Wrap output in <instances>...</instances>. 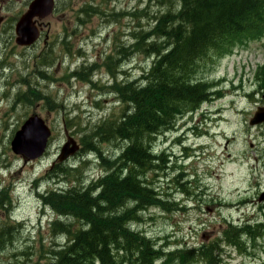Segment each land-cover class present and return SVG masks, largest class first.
I'll list each match as a JSON object with an SVG mask.
<instances>
[{
	"label": "rangeland",
	"instance_id": "obj_1",
	"mask_svg": "<svg viewBox=\"0 0 264 264\" xmlns=\"http://www.w3.org/2000/svg\"><path fill=\"white\" fill-rule=\"evenodd\" d=\"M54 1L53 11L38 20L43 31L37 43L19 46L13 34L10 43L0 34V235L5 232L1 241H7L0 264H50V252L67 241L64 233L52 232V224H81L60 217L43 194L88 189L109 171L123 178L129 173L115 163L127 143L98 142L91 132L124 108L114 85H141L157 57L137 50L136 37L166 11L157 0ZM263 67L264 35L205 59L195 80L211 86L213 99L152 137L148 149L161 158L158 167L146 176L136 172L157 192V202L127 227L153 242L160 254L153 264H173L175 253L186 259L193 253L187 264H212L196 256L205 249L217 264H264L263 233L255 242L242 235L239 248L224 236L228 231L233 237L247 224H264V124H250L264 108L257 76ZM34 115L46 120L53 135L42 158L26 161L11 142ZM66 130L81 149L87 136L100 152H89L92 146L86 144L87 151L58 163ZM136 204L129 201L120 210Z\"/></svg>",
	"mask_w": 264,
	"mask_h": 264
},
{
	"label": "trees",
	"instance_id": "obj_2",
	"mask_svg": "<svg viewBox=\"0 0 264 264\" xmlns=\"http://www.w3.org/2000/svg\"><path fill=\"white\" fill-rule=\"evenodd\" d=\"M157 1L166 7V11L156 18L150 31L138 34L135 46L157 58L143 73L141 85L130 82L112 87L119 94L124 108L118 118L94 126L91 132L98 142L118 139L127 143L125 152L115 163L129 168V173L123 178L119 172L110 173L108 170V174L88 189L70 188L41 196L60 217H72L81 222L79 225L61 221L52 224V232L64 233L67 241L65 246L50 252L53 257L50 264L154 263L160 254L151 247L150 241L127 227L138 219L139 212L154 205L158 196L153 188L139 181L141 177L136 169L144 170L143 176L148 171H156L161 158L148 149L152 137L170 130L179 117L197 111L215 96L211 86L195 80L200 63L214 55H226L237 45L264 35V0ZM203 12L208 14L206 19L201 17ZM257 76L264 91V67L259 69ZM82 140L92 146L87 136ZM83 144L81 151L84 152L88 149ZM98 151L95 146L89 150ZM117 191L121 193L117 194ZM129 201L137 202L136 206L121 211ZM118 210L119 214L116 213ZM5 230L9 233L11 228ZM234 232L235 237H231L228 231L224 236L227 244L237 247L242 244V235L257 241L264 234V224H247ZM3 234L5 232L0 235V250L7 243L5 239L1 241ZM186 254L191 258L172 254L173 264H187L194 260L193 253ZM196 256L207 263L217 264L208 249L197 252Z\"/></svg>",
	"mask_w": 264,
	"mask_h": 264
},
{
	"label": "water",
	"instance_id": "obj_3",
	"mask_svg": "<svg viewBox=\"0 0 264 264\" xmlns=\"http://www.w3.org/2000/svg\"><path fill=\"white\" fill-rule=\"evenodd\" d=\"M54 7V0H34L30 9L16 25L17 44L21 46L33 45L40 35L33 18L36 16L44 18L53 11ZM260 123H264V108H259L255 118L250 122L252 126ZM51 136L52 131L45 120L39 115L31 116L16 133L12 141V150L25 159L36 161L46 153ZM66 136L67 142L58 158L60 162H64L80 150L79 144L69 135L68 131H66Z\"/></svg>",
	"mask_w": 264,
	"mask_h": 264
},
{
	"label": "flooded vegetation",
	"instance_id": "obj_4",
	"mask_svg": "<svg viewBox=\"0 0 264 264\" xmlns=\"http://www.w3.org/2000/svg\"><path fill=\"white\" fill-rule=\"evenodd\" d=\"M32 1L33 0H17L16 2H21V4L23 3V7L19 9V7L16 8L17 3L15 0H0V34L4 33L9 43L10 40L13 39V35L16 36L15 30L18 20H21L26 11L30 9ZM33 20H36V25L38 28L41 26V24H43L42 22L38 21L41 20V17L39 16L34 17ZM39 30L43 31V28ZM4 207L8 208L6 205H4Z\"/></svg>",
	"mask_w": 264,
	"mask_h": 264
},
{
	"label": "bare ground",
	"instance_id": "obj_5",
	"mask_svg": "<svg viewBox=\"0 0 264 264\" xmlns=\"http://www.w3.org/2000/svg\"><path fill=\"white\" fill-rule=\"evenodd\" d=\"M114 214V213H113ZM150 245H151V247L152 248H155V247H153L154 246V244H153V242L152 241H150ZM153 245V246H152ZM228 245H230V244H228ZM230 246H232V245H230ZM156 251V250H155Z\"/></svg>",
	"mask_w": 264,
	"mask_h": 264
}]
</instances>
